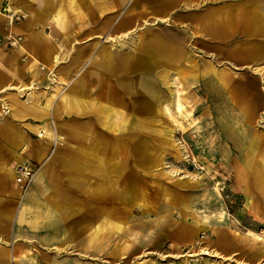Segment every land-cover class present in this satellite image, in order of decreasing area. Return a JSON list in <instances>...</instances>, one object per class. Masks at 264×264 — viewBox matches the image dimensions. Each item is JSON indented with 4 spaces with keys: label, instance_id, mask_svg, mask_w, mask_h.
Segmentation results:
<instances>
[{
    "label": "rangeland",
    "instance_id": "374dc122",
    "mask_svg": "<svg viewBox=\"0 0 264 264\" xmlns=\"http://www.w3.org/2000/svg\"><path fill=\"white\" fill-rule=\"evenodd\" d=\"M18 1L0 0V168L6 165L16 171L27 164L37 172L45 168L48 172L41 194L46 202L51 200L50 188L57 185L67 188L81 209L69 220L58 218L48 236L42 231L30 240L15 237L14 220L1 219L0 241L10 257L25 242V246L34 245L36 264H264V32L258 38L238 32L222 42L201 40L194 31L187 33L172 22L151 27V19L145 37L161 35L177 52L151 57L150 70L120 71L108 84L107 66L93 67V60L99 53L104 63L110 54L139 55L140 42L134 52L113 47L118 48L119 37L128 39L125 31L116 33L114 29L122 16L130 14L129 9L135 13L137 0H53L54 5L69 10L70 29L65 34V29L49 21L36 57L46 64L54 53L58 55L55 74L42 65L31 69V54L20 49L30 43L33 34H40L42 25L19 14ZM258 1L264 5V0ZM221 4L211 1L207 8ZM163 10L168 11L166 6ZM139 29L135 26L128 33L135 36L141 33ZM79 51L86 54L84 59ZM213 64L226 72V90L217 88L214 77L207 73ZM69 67L77 72H68ZM177 67L188 76L190 99L189 94L184 95L183 101L188 110L195 106L192 117L175 107L182 87ZM93 68L103 76L101 82L90 76ZM59 78L65 81L55 87ZM80 78L86 80L84 88L78 86ZM120 81L131 82L133 92H124ZM150 81L158 88L160 108L151 102L155 107L142 111L140 102L147 96ZM93 84L98 85L96 92L91 91ZM238 87L245 88V95L235 93ZM74 91L84 97L85 108L67 111L63 118L96 123L105 153L79 166L74 155L78 146L51 138L47 140L50 152L40 163L33 155L40 131L49 128L56 132V102L71 98ZM92 99L99 104L123 105L125 131L115 132L105 120L100 123L90 115ZM245 101L255 117L239 109ZM19 108L21 115L15 114ZM6 127L30 141L27 151L18 152L24 157L21 163L2 136ZM254 145L258 149L253 152ZM97 159L103 163L100 170ZM114 163L117 186L109 175V165ZM73 165L81 168L74 171ZM73 175L78 186L71 185ZM3 176L0 170V197L13 199V207L5 210L16 216L33 181L19 185L15 174L12 179L23 194L17 197L11 195L12 183L1 181ZM109 183L111 190H98ZM255 183L263 190H254L249 200L246 186ZM68 237L71 243L64 249L62 243ZM21 261L18 258L13 264L27 263Z\"/></svg>",
    "mask_w": 264,
    "mask_h": 264
},
{
    "label": "crops",
    "instance_id": "0c3cea01",
    "mask_svg": "<svg viewBox=\"0 0 264 264\" xmlns=\"http://www.w3.org/2000/svg\"><path fill=\"white\" fill-rule=\"evenodd\" d=\"M211 1H216L218 3H222L219 6L213 7L211 10L210 8H207L209 3ZM146 3H149L150 6H146ZM169 3V4H168ZM66 5V3H65ZM59 6V5H58ZM166 6L167 12L163 10V7ZM168 6L170 7L168 9ZM56 5H47L44 8H40L36 5H33L32 8V14L30 16L35 18V21L42 25L43 20L39 19L40 17L44 18H51L49 21H54L55 23L61 21H55V19H52L55 15L58 13L60 14L59 20H62V26L61 29H65L66 24V32L69 31L70 25H69V10L66 8H63L62 10H57ZM18 5V9H19ZM58 8V7H57ZM210 9V10H209ZM133 8L128 10V16L124 15L122 16V22H120L116 28L114 29V32L119 33V26L123 24V28L121 29L124 31H130L133 29V27L137 26L140 27L139 31L141 33H138L136 35L139 36L140 42V53L139 55H113L110 54L107 58V63L105 60L102 59V56H100V53L94 58L93 67H98L101 69L103 67L102 63L107 66V73L106 75L109 77L106 79V82L111 83L110 79L115 78V76L118 74V72H123V74L127 72L136 73L137 71H147L152 68V62L151 57L159 55V54H175L177 52L176 48L169 44L165 38L161 35H149V37H145V33L148 32L146 30V24L150 23V20L153 19V21L150 23L151 27H160L163 24H167L170 26L171 22L179 27L183 31H190L193 32L196 38H199L201 40H207L212 39L215 41L222 42L223 39L232 37V35L237 34L238 32L244 33L245 36L247 35L250 38L253 37H259L264 32V5H262V2H259L258 0H137L136 9L134 8L135 13H132ZM19 14H21L19 11H17ZM37 13L34 14V13ZM40 15V16H39ZM29 18V19H30ZM31 20H29L30 22ZM49 21L46 23V25L43 27L42 25V31L40 34H33L31 36L30 43H25L24 48L23 45L20 47V49L26 53H30L32 60L30 61L29 65L30 68H39L40 65L44 66L43 69H47L48 72L51 71L54 74L56 73L55 67L58 65V62L52 63L50 59L48 58L49 62L46 64H43L40 62V60L36 57V51L37 48H35L34 44L36 45L37 39H40L42 43L45 33V27L49 24ZM156 21V22H155ZM170 22V23H169ZM32 24V23H31ZM122 32V31H121ZM188 33V32H187ZM233 35V36H234ZM47 38V37H46ZM96 39V37H95ZM33 44V45H30ZM37 47V46H36ZM40 47V45H38ZM82 48V47H81ZM80 48V49H81ZM246 48V47H244ZM79 49V50H80ZM113 52V51H112ZM250 52V51H249ZM258 49L254 51V53H258ZM79 54L81 55L82 59L86 57V54H83L79 51ZM100 60V63L95 64L97 60ZM56 61V60H54ZM117 61V65L114 67V62ZM68 70V72L75 73L77 72V69ZM118 70V71H117ZM207 71V70H206ZM176 73L181 74V78L179 76V79L182 82V87L179 90V96L182 97V102L184 103V95H188L186 84H188L187 79L188 76H185V70L183 68H176ZM207 73L211 74L214 77L215 82L219 85L217 88H219L221 91L226 90L225 86L228 83L229 79L226 74V72L217 66V64L211 65L210 68H208ZM90 76L93 77V79H96L101 82L102 75L98 71V69H91L90 70ZM63 81H65L63 78H59L57 80V86L58 87ZM85 78H80L78 80V86L79 88L85 87ZM97 84H93L91 86V91L96 92ZM119 86L124 89V92L131 93L134 90L133 84L131 82L126 81H120ZM110 88V94L112 95V89ZM145 91L147 92V96H143L140 105L141 110H148L152 106L151 102L158 107V88L154 84V82L150 81L146 83ZM238 94L245 95L246 90L244 87H238L236 89ZM234 92V91H233ZM179 96L176 100L175 107L177 110V103ZM92 98V97H91ZM94 98V97H93ZM190 99V94L189 98ZM84 97L81 95L80 92L74 91L73 96L69 98V96H65V98L58 100L56 102V106L53 110V115L56 117V132L53 134V139L56 141L57 139H61L65 142H73L75 145L78 146V148L74 151L75 157L77 158L75 162L79 166L83 163H91L92 161L96 160L95 156H101L105 153V149H101V143H99L98 139L101 137L100 134H97V128L98 126L96 123L92 121H85V122H78V120H70L65 121L63 118L64 113L67 111L73 112H81L83 107V101ZM97 100V99H96ZM95 99L91 100V113L90 115H93L100 123L102 120H105V125L109 126V128L115 130V132L121 131L124 132L127 126V120H125V112L126 109L123 105H113L112 102L108 105L107 103H97ZM186 100V99H185ZM191 104V102H190ZM193 106V105H192ZM14 108L16 107L13 106ZM155 107V106H152ZM194 107V108H193ZM189 109L191 112V116L194 114L195 106H193ZM48 108V107H47ZM116 108V109H115ZM243 110V113H246V111H249L248 116H251V118L255 114L250 108V104H246V101L243 102V107L239 108ZM46 110V108H44ZM252 110V111H251ZM17 112L15 114L21 115L23 110L21 108L16 110ZM104 111V113H103ZM120 111V112H119ZM166 111H170L171 109L166 107ZM103 113V114H102ZM14 114V115H15ZM121 116L119 121H113L114 116ZM186 118V117H185ZM253 120V119H252ZM254 121V120H253ZM103 125V124H102ZM104 126V125H103ZM79 129L82 132V135H74L72 133V129ZM49 128H46L47 130ZM45 130L40 131V140L35 142V150L33 151L34 157L38 160V162H42L46 155L50 152V144L47 142V140H52L50 136H42L41 134L45 132ZM52 132V131H51ZM2 136L4 139H6L10 145L13 148V154L18 160V162H23L24 157L18 154L19 150L24 149L27 151V149L30 147L27 143L30 142L28 139H24L22 136H19L16 132L12 131L10 128L6 127L5 130L2 132ZM49 137V139H47ZM34 143V142H33ZM258 149V145H254L252 148L253 152ZM101 150V151H100ZM61 152V150H56L55 154L58 156V152ZM260 152L256 153V159L260 156ZM95 162L92 164L94 165ZM96 167L100 169L103 168V163L101 160L97 159ZM81 167H78L76 165H73V170L77 171ZM109 175L111 176L110 179H115V184L117 186V179L113 177V174L117 169V163L112 166L109 165ZM1 171H3L4 176L1 178V181L4 183L11 182L12 183V190L11 195L14 196H23L20 190H18V187L14 184V179H11L9 175L7 174L9 170H12L15 172V169L9 168L6 165H3L0 168ZM239 171V170H238ZM48 171L45 170V168L39 170L33 180V183L28 188L26 195L23 198V202H21V205L18 208V213L16 216H14L13 211L5 210V207L9 206L10 208L13 207V199H6L0 197V220L7 221V220H14L17 229L18 234L14 236L17 239L25 238V239H35L38 237L41 232H45V237L48 230L51 229L55 221L58 220V218H62L65 221L76 214L79 213L81 206L80 204L75 200V198L72 196L71 192L67 188H62L57 185H52L53 189L51 200L49 199V202H46L45 197L43 198L41 191L43 190V184L42 180L43 177L47 174ZM16 174V172H15ZM14 174V178H15ZM109 176V177H110ZM71 185L78 186V180L76 177L71 178L70 180ZM260 183H255L254 187H247L246 190L248 192L249 200L251 199V195L254 190L262 191L263 188L259 186ZM112 183H109L106 187H100L98 190H111ZM115 188V186H113ZM49 189V188H48ZM47 189V190H48ZM6 191V190H4ZM252 191V192H251ZM101 194L100 192H97ZM25 210V215L22 217V212ZM15 218V219H14ZM51 226V227H50ZM97 232V231H96ZM13 237V236H12ZM71 238H66V240L63 241L62 247L66 249V247L71 243ZM26 243H19V249H17L16 253L15 251L12 252L11 257L9 253L6 250L5 244L0 241V264H13V262L17 261L18 258L26 261H21L25 264H36L35 261H33L35 258L38 257L35 252L32 251L34 245L25 246ZM37 246V245H36ZM29 247V248H27ZM59 252V251H58Z\"/></svg>",
    "mask_w": 264,
    "mask_h": 264
},
{
    "label": "bare ground",
    "instance_id": "6f19581e",
    "mask_svg": "<svg viewBox=\"0 0 264 264\" xmlns=\"http://www.w3.org/2000/svg\"><path fill=\"white\" fill-rule=\"evenodd\" d=\"M53 4V0H30V1H28V2H26V1H23V0H19L18 1V5H19V9H18V11L24 16V18L25 19H29L30 18V16H31V14H32V8H33V5H36V6H38V7H40V8H44V7H46L47 5H50V4ZM62 6L63 5H59V6H57L56 7V9L57 10H62ZM40 16V15H39ZM59 18H60V14L58 13L57 15H55L52 19H55V21H61V23H55L56 24V26L59 28V29H61V26H62V20H59ZM39 19H42L43 20V22H42V25H43V27L46 25V23L51 19V18H44V17H40ZM156 22V21H155ZM123 24H121V26H119V32H121V31H124V30H121V29H125V28H123V26H122ZM127 29V28H126ZM125 29V30H126ZM62 30V29H61ZM129 31H125L124 33V35L125 36H128V39H121L119 36V39H118V41H119V45H117L118 46V48L114 45L113 47H115V49L116 50H126V51H130V52H134L135 51V49L138 47V41H139V36L137 35H135V36H132V35H130V33H128ZM67 32H66V24H65V34H66ZM129 34V35H128ZM124 36V37H125ZM48 38V37H47ZM46 38V39H47ZM123 40V41H122ZM40 42H41V40L40 39H37V42H36V45L34 44V46H35V48H38V45H40ZM55 43V42H54ZM30 45H33V44H30ZM37 46V47H36ZM55 46V45H54ZM23 48H24V45H23ZM55 48V47H54ZM25 49V48H24ZM54 52V51H53ZM48 54H53V53H51L50 51H48ZM49 59H50V61L52 62V63H55V62H58L59 61V59H58V55H56L55 53L53 54V56L50 58L49 57ZM54 60H56V61H54ZM45 68V67H44ZM177 108H178V111H179V113H181V114H185L186 112H188V113H190L191 114V112L189 111V110H187L186 109V106L183 104V102H182V97L181 96H179V99H178V103H177ZM168 110H169V108H168ZM192 125H193V123H192ZM198 124H196L195 126H197ZM198 129V128H197ZM72 133L74 134V135H82V132L79 130V129H76V128H74V129H72ZM43 135H45V136H50V138H53V133L49 130V129H47V130H45V132L44 133H42ZM101 151V150H100ZM16 172V171H15ZM15 172L14 171H12V170H9V172L7 173L8 175H9V177H11V179L12 178H14V174H15ZM24 215H25V210H23V212H22V217H24Z\"/></svg>",
    "mask_w": 264,
    "mask_h": 264
},
{
    "label": "built area",
    "instance_id": "2783aa9c",
    "mask_svg": "<svg viewBox=\"0 0 264 264\" xmlns=\"http://www.w3.org/2000/svg\"><path fill=\"white\" fill-rule=\"evenodd\" d=\"M37 171L33 165H23L16 170L17 183L22 186H28L34 180Z\"/></svg>",
    "mask_w": 264,
    "mask_h": 264
}]
</instances>
